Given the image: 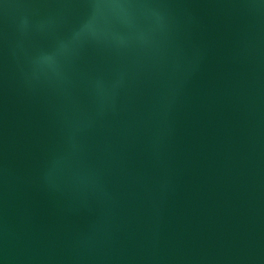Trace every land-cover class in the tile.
<instances>
[{
  "label": "water",
  "instance_id": "obj_1",
  "mask_svg": "<svg viewBox=\"0 0 264 264\" xmlns=\"http://www.w3.org/2000/svg\"><path fill=\"white\" fill-rule=\"evenodd\" d=\"M0 264H264V0H0Z\"/></svg>",
  "mask_w": 264,
  "mask_h": 264
}]
</instances>
